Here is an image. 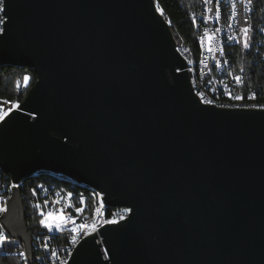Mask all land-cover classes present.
I'll return each mask as SVG.
<instances>
[{"label":"water","instance_id":"obj_1","mask_svg":"<svg viewBox=\"0 0 264 264\" xmlns=\"http://www.w3.org/2000/svg\"><path fill=\"white\" fill-rule=\"evenodd\" d=\"M7 4L0 63L37 80L0 121L1 170L60 173L132 209L66 264H264V109L201 104L153 0ZM12 188L0 222L31 264Z\"/></svg>","mask_w":264,"mask_h":264},{"label":"built area","instance_id":"obj_2","mask_svg":"<svg viewBox=\"0 0 264 264\" xmlns=\"http://www.w3.org/2000/svg\"><path fill=\"white\" fill-rule=\"evenodd\" d=\"M233 2L236 4L235 17H232ZM252 5L253 0L251 4H248L246 0H211V2L197 0L196 8L189 12V19L196 33V42L200 52V80L209 83V89H222L224 98H231L228 95L229 92L231 94L242 93L246 94V96L251 94V88L244 87L242 71L235 68L230 56L231 48L237 43H240L243 47V39L240 32L242 27L251 26L249 48H252L255 62L264 60V31L260 30L264 29V16H256L253 13ZM217 7L220 9L219 17L216 16ZM3 15L0 13V17ZM216 29H220V31L217 32ZM206 31L208 35L212 36L211 41L205 35ZM230 36L234 38L229 39ZM223 41H230L229 50H221V43ZM176 47L185 60L188 74V56L185 54L184 45L176 42ZM209 48L212 50L209 51ZM235 76H241L243 82L236 84L234 80ZM188 78L190 83V77ZM190 86L192 92L197 96L201 104H212L216 106L215 97H212V99H203V94L198 92V89H195L194 85L190 84ZM13 104L17 105V100L0 97V106H2L3 110L6 111L9 108L15 110L18 106L13 108ZM227 108H234V106H227ZM249 108L262 109L253 106H249ZM13 186H16V182H13L0 168V208L4 209L0 211V215L6 210V202L10 198ZM33 190H35V193ZM69 193L63 189H56L49 193L47 186L43 184H38L31 189V195L36 199H32V207L36 209L37 215L40 216L41 220L48 213H54L52 217H49L50 220L54 221L60 216L59 210L63 208L66 221L63 224H67V231H56L55 227L50 230L43 226L42 229L31 236V264H62L63 255H68L69 250L74 245L72 243L74 236L76 237V241H78V236H89L95 233L100 227L109 224L105 223V221H121V219L116 218V210L109 212L112 206L103 200V193L100 190H97L98 202L94 214H86V204L84 203L75 205L72 194L69 197ZM38 197L42 199L40 200ZM55 200H59V203L53 204ZM45 201H48L46 206L44 204ZM36 205H40V207H36ZM66 205L70 206L65 207ZM77 208L82 209V211L77 212ZM97 208L100 209V212L96 211ZM81 224L87 225L88 227L80 228L79 225ZM93 225L95 226L94 228L92 227ZM73 229H76V231H73ZM0 231L4 234L0 242V264H30L24 244L21 241L16 246L7 245L8 233L1 222ZM53 252H55V255H52Z\"/></svg>","mask_w":264,"mask_h":264},{"label":"trees","instance_id":"obj_3","mask_svg":"<svg viewBox=\"0 0 264 264\" xmlns=\"http://www.w3.org/2000/svg\"><path fill=\"white\" fill-rule=\"evenodd\" d=\"M158 11L168 22L169 28L174 39L178 44L187 46L192 52L197 50L196 33L189 19V12L196 8L197 0H153ZM253 13L256 16H264V0H253ZM230 56L237 70L242 71L244 76V87L251 88V93L255 92L254 99L243 94L248 101H254L261 105L264 103V60L255 62L252 48L244 49L240 43L231 48ZM29 77L24 82V77ZM37 75L32 68L11 63H0V97L11 98L22 101L28 91L35 84ZM8 176V175H7ZM38 184L46 185L48 192L56 189H63L72 194L75 205L81 204L83 198L84 204H91L90 187L69 179L62 174L50 171H37L23 177L20 180V191L25 211V222L27 231L31 236L42 229L44 225L40 224V216L32 207L31 189ZM40 200L41 197H38ZM38 199V200H39ZM120 207H111V210H118ZM71 211H73L71 209ZM8 238V236H7ZM8 246H14V241L7 242Z\"/></svg>","mask_w":264,"mask_h":264},{"label":"bare ground","instance_id":"obj_4","mask_svg":"<svg viewBox=\"0 0 264 264\" xmlns=\"http://www.w3.org/2000/svg\"><path fill=\"white\" fill-rule=\"evenodd\" d=\"M184 48H185V54H187V56H188V77H190V84L194 85L195 89H198V92H201V94H203V99H212V97H215L216 107H220V108H227V106H234V108H249V106H253V105H256L257 107H259V105L256 104L254 101H248L246 98H244L242 93L231 94V96L239 95V96L243 97V99H241V100H235L233 98H224V93H222V89H209V83L203 82V80H200V75H199V61H200L199 46H197L196 52H192L187 46H184ZM229 49H230V41H223V43H221V50H229ZM19 104H20V101H17L18 106H19ZM261 105H264V103ZM58 174H60V173H58ZM64 176H66V175H64ZM68 178L71 180H74L70 177H68ZM20 180L18 182H16V186H19ZM90 188L92 189L90 191L92 202H91V204H88V205L86 204V214H94L95 213V207H97V202H98V193H97L98 189H95L92 187H90ZM56 231H67V224H62V227L60 229H56ZM0 233H1V231H0ZM7 236H8L7 242L14 241V246L19 245V240L12 238L9 235H7ZM85 237H87V236H78V241H77V243L72 245L71 250H69V254L63 255L62 264L67 263V261L71 257V255H72L75 247L77 246V244ZM0 242H1V239H0Z\"/></svg>","mask_w":264,"mask_h":264},{"label":"snow or ice","instance_id":"obj_5","mask_svg":"<svg viewBox=\"0 0 264 264\" xmlns=\"http://www.w3.org/2000/svg\"><path fill=\"white\" fill-rule=\"evenodd\" d=\"M206 2H211V0H206ZM246 2L248 4H251L252 3V0H246ZM7 0H0V13L4 14L2 17H0V38H2L4 35H6V27H4L6 24H7V19H6V16H7ZM216 16L219 17L220 16V9L219 7H217L216 9ZM236 16V4L233 2L232 3V17H235ZM231 18V17H230ZM247 23V21H246ZM261 31H264V29H260ZM216 31H220V29H216ZM240 32L242 34V39H243V47L244 48H249V42H250V32H251V26H245V27H242L240 29ZM205 35L208 36V39L209 41H211L212 39V36L211 35H208L207 31L205 32ZM234 37L233 36H230L229 39H233ZM212 49L209 48V51H211ZM25 81L27 82L29 77L25 76L24 77ZM234 80L236 82V84H241L243 82V79L241 76H235L234 77ZM229 96H231V92L228 93ZM256 96V93L255 92H252L250 95H249V99H254ZM231 98L235 99V100H241L243 99L242 96H231ZM210 103V102H209ZM18 105L16 104H13V108L17 107ZM253 107H257L256 105H253ZM260 108L264 109V105H259ZM12 109L9 108L8 110H3L2 106H0V121H4L5 120V117H7L9 115V112L11 111ZM34 193H35V190H33ZM69 197H71V193L68 194ZM83 198H81V203H83ZM55 203H59V200H55L53 201V204ZM45 206L48 204V201H45L44 202ZM70 205H66L65 207H68ZM36 207H40V205H36ZM4 209L3 208H0V211H3ZM60 216L58 218H56L54 221L53 220H50L49 217H52L54 215V213H48L47 216H45L44 219L40 220V224L41 225H44L45 227H47L48 229H52L53 227H55L56 229H60L62 227V224L65 221V217H64V209H60ZM77 212H80L82 211V209L80 208H77L76 209ZM97 212H100V209L97 208L96 209ZM126 213L128 212H131L132 209H125L124 210ZM43 214V213H42ZM121 220L125 219L124 216H121L120 217ZM105 223H109V224H116L118 223L117 220H108V221H105ZM80 228H86L88 227L87 225H84V224H81L79 225ZM93 228L95 227L94 225L92 226ZM73 231H76V229H73ZM4 237V234L3 233H0V239H3ZM77 241H76V237L74 236L72 238V243L75 244ZM21 255H23V253H21ZM52 255H55V252L52 253ZM106 255H107V252H106Z\"/></svg>","mask_w":264,"mask_h":264},{"label":"rangeland","instance_id":"obj_6","mask_svg":"<svg viewBox=\"0 0 264 264\" xmlns=\"http://www.w3.org/2000/svg\"><path fill=\"white\" fill-rule=\"evenodd\" d=\"M157 8V7H156ZM158 10V9H157ZM176 41V40H175ZM177 42V41H176ZM24 82H26L25 81V79H24ZM126 208H123V207H120V208H118V210H117V214H116V218L117 219H119L120 220V217L121 216H124L125 218L127 217V215H128V213H126L124 210H125Z\"/></svg>","mask_w":264,"mask_h":264}]
</instances>
